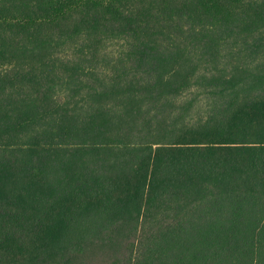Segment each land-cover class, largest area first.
Here are the masks:
<instances>
[{"label":"trees","instance_id":"trees-1","mask_svg":"<svg viewBox=\"0 0 264 264\" xmlns=\"http://www.w3.org/2000/svg\"><path fill=\"white\" fill-rule=\"evenodd\" d=\"M0 0V264H264V0Z\"/></svg>","mask_w":264,"mask_h":264},{"label":"rangeland","instance_id":"rangeland-1","mask_svg":"<svg viewBox=\"0 0 264 264\" xmlns=\"http://www.w3.org/2000/svg\"><path fill=\"white\" fill-rule=\"evenodd\" d=\"M249 1V0H248ZM251 2V1H249ZM235 6L239 7L245 5V2L238 1L234 3ZM242 8H247L243 6ZM105 255L102 254L100 249H98V252H91L89 254H86L84 257L80 259L81 264H104L105 262Z\"/></svg>","mask_w":264,"mask_h":264}]
</instances>
